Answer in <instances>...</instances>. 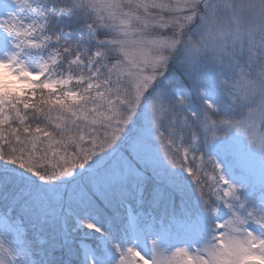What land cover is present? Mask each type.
I'll return each instance as SVG.
<instances>
[{
    "label": "snow or ice",
    "instance_id": "snow-or-ice-1",
    "mask_svg": "<svg viewBox=\"0 0 264 264\" xmlns=\"http://www.w3.org/2000/svg\"><path fill=\"white\" fill-rule=\"evenodd\" d=\"M0 264H264V0H0Z\"/></svg>",
    "mask_w": 264,
    "mask_h": 264
}]
</instances>
